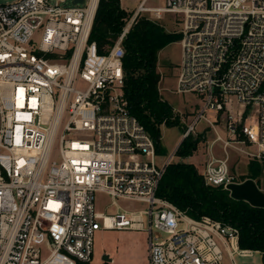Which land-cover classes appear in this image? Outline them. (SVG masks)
I'll return each mask as SVG.
<instances>
[{
  "label": "built area",
  "instance_id": "2783aa9c",
  "mask_svg": "<svg viewBox=\"0 0 264 264\" xmlns=\"http://www.w3.org/2000/svg\"><path fill=\"white\" fill-rule=\"evenodd\" d=\"M67 1L0 5V264H90L100 230L146 232L149 264H221V248L231 264L251 257L236 227L190 218L156 196L172 156L157 162L153 140L128 110L122 41L138 17L152 21L146 14L181 26L172 91L199 102L182 140L206 122L215 139L201 176L226 190L239 184L228 149L264 163V0H165L164 8L142 0L106 54L89 42L99 0L92 11L91 0ZM78 81L85 89H75ZM96 193L115 213L95 210Z\"/></svg>",
  "mask_w": 264,
  "mask_h": 264
},
{
  "label": "trees",
  "instance_id": "16d2710c",
  "mask_svg": "<svg viewBox=\"0 0 264 264\" xmlns=\"http://www.w3.org/2000/svg\"><path fill=\"white\" fill-rule=\"evenodd\" d=\"M130 14L120 8L119 0H99L93 18L89 42L96 44L99 54H106L118 39ZM180 40L175 32H166L159 24L140 16L122 41L124 56L123 94L132 116L144 127L155 145L156 155L161 153L160 128L185 126L174 114L169 103L158 91L160 75L158 56L168 45ZM202 137L188 136L177 147L174 156L179 160L166 166L156 196L168 201L188 217L199 220L208 217L237 228L241 250L257 252L264 264V209L251 207L230 197L222 187H210L195 167L186 162L196 151ZM181 160V161H180ZM264 172V163L249 161L247 179L256 181Z\"/></svg>",
  "mask_w": 264,
  "mask_h": 264
},
{
  "label": "rangeland",
  "instance_id": "374dc122",
  "mask_svg": "<svg viewBox=\"0 0 264 264\" xmlns=\"http://www.w3.org/2000/svg\"><path fill=\"white\" fill-rule=\"evenodd\" d=\"M15 0H0L1 4L11 3ZM120 8L126 13L132 15L141 0H119ZM51 3L54 0H50ZM72 0H68L66 5H71ZM145 6L147 8H164L165 0H146ZM152 21L159 24L166 32L177 33L180 25L176 24V20L171 15H163L161 19H156L153 14H146ZM41 31L37 32L33 38V42L38 44ZM180 61V47L178 42L168 45L164 48L158 56L157 72L160 75V82L158 84V91L162 99L167 101L173 108L174 114L178 115L181 123L186 127L188 126L195 116L197 109L196 104H199L195 96L192 95H176L173 93L175 77L177 73V66ZM75 89H85V85L78 81ZM206 118L212 122H216V113L208 112ZM67 120L65 116L60 125L61 133L62 127ZM219 134L224 137L222 125L219 122L216 125ZM160 144L161 153L157 155V162L162 164L170 159L171 163L177 162L179 159L174 156V152L182 141V131L180 127L167 128L162 126L160 128ZM194 137L200 136L202 140L197 146L196 151L190 158L191 164L195 167L198 174L203 175L204 163L207 160L208 151L212 145L215 134L206 124L201 121L195 129ZM213 154L216 157L224 156L221 143H216L212 147ZM229 163L231 172L236 176V180H240L242 174H247V165L249 161L236 152L234 149H228ZM162 154V159H161ZM57 140H55L53 151L51 153V160L57 161ZM259 188H264V172L257 180ZM264 192V191H263ZM121 208H138L133 204H128L122 201L117 202ZM95 210L106 214H113L116 208L110 206V199L101 193L95 194ZM222 250L221 264H231L226 252ZM235 264H261V258L258 253L253 254L251 257L241 258L234 256ZM90 264H149L148 259V246H147V233L139 230H112V231H98L94 234L93 238V252Z\"/></svg>",
  "mask_w": 264,
  "mask_h": 264
},
{
  "label": "water",
  "instance_id": "95a60500",
  "mask_svg": "<svg viewBox=\"0 0 264 264\" xmlns=\"http://www.w3.org/2000/svg\"><path fill=\"white\" fill-rule=\"evenodd\" d=\"M85 0H72V5H83ZM230 197L236 201H243L251 207L264 209V192L260 190L255 181L247 179L239 184L226 187Z\"/></svg>",
  "mask_w": 264,
  "mask_h": 264
},
{
  "label": "crops",
  "instance_id": "0c3cea01",
  "mask_svg": "<svg viewBox=\"0 0 264 264\" xmlns=\"http://www.w3.org/2000/svg\"><path fill=\"white\" fill-rule=\"evenodd\" d=\"M141 1H142V0H141ZM141 1H140V3H141ZM140 3H139V4H140ZM196 106H198V105L196 104ZM175 151H176V150H175ZM190 158H191V157H190ZM190 158L186 159L185 161L191 164V162H190ZM161 159H162V154H161ZM242 175H244V174H242ZM255 182H256V181H255ZM258 188H259V186H258ZM259 189L262 190V191H264V188H259ZM255 253H257V252H253L252 255L255 254Z\"/></svg>",
  "mask_w": 264,
  "mask_h": 264
},
{
  "label": "bare ground",
  "instance_id": "6f19581e",
  "mask_svg": "<svg viewBox=\"0 0 264 264\" xmlns=\"http://www.w3.org/2000/svg\"><path fill=\"white\" fill-rule=\"evenodd\" d=\"M97 0H91V9L90 11L93 10L94 6H95V3H96Z\"/></svg>",
  "mask_w": 264,
  "mask_h": 264
}]
</instances>
